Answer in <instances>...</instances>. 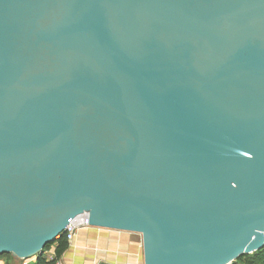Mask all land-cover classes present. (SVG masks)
Masks as SVG:
<instances>
[{
  "label": "water",
  "instance_id": "95a60500",
  "mask_svg": "<svg viewBox=\"0 0 264 264\" xmlns=\"http://www.w3.org/2000/svg\"><path fill=\"white\" fill-rule=\"evenodd\" d=\"M81 217L143 264L264 246V0H0V255Z\"/></svg>",
  "mask_w": 264,
  "mask_h": 264
},
{
  "label": "crops",
  "instance_id": "0c3cea01",
  "mask_svg": "<svg viewBox=\"0 0 264 264\" xmlns=\"http://www.w3.org/2000/svg\"><path fill=\"white\" fill-rule=\"evenodd\" d=\"M4 259H0V264H31L35 257L21 259L13 256L12 262ZM59 261L63 264H97L99 261L143 264L141 236L134 232L81 226Z\"/></svg>",
  "mask_w": 264,
  "mask_h": 264
},
{
  "label": "trees",
  "instance_id": "16d2710c",
  "mask_svg": "<svg viewBox=\"0 0 264 264\" xmlns=\"http://www.w3.org/2000/svg\"><path fill=\"white\" fill-rule=\"evenodd\" d=\"M54 247V257L48 258L47 255L44 253L45 250H49ZM69 247V242L67 241L65 234L63 233L59 238L55 239L52 243L46 245L43 251L36 255L35 260L31 264H57V261L61 259L62 254L64 251ZM11 256L12 254H3L2 256ZM231 264H264V246L251 253V254H243L235 259Z\"/></svg>",
  "mask_w": 264,
  "mask_h": 264
},
{
  "label": "built area",
  "instance_id": "2783aa9c",
  "mask_svg": "<svg viewBox=\"0 0 264 264\" xmlns=\"http://www.w3.org/2000/svg\"><path fill=\"white\" fill-rule=\"evenodd\" d=\"M81 226H89L87 224V220L85 218H78L73 221H71L65 228L64 234L69 243H72V241L75 238L76 231L81 227ZM44 253L47 255L48 258H53L55 253L54 249H49L45 250ZM57 264H63L60 261H57Z\"/></svg>",
  "mask_w": 264,
  "mask_h": 264
},
{
  "label": "rangeland",
  "instance_id": "374dc122",
  "mask_svg": "<svg viewBox=\"0 0 264 264\" xmlns=\"http://www.w3.org/2000/svg\"><path fill=\"white\" fill-rule=\"evenodd\" d=\"M141 236V235H140ZM34 257H36V255H32V256H29V257H27V259L28 258H34ZM5 258V259H4ZM0 259H4V260H6V262L8 261V262H12V258H11V256H9V255H7V256H2V257H0ZM21 259H25V258H21ZM29 261V260H28Z\"/></svg>",
  "mask_w": 264,
  "mask_h": 264
}]
</instances>
